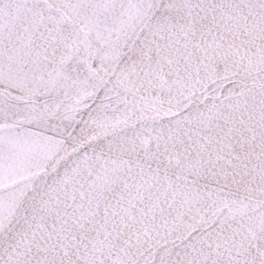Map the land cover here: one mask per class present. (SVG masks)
<instances>
[{
	"label": "snow or ice",
	"instance_id": "snow-or-ice-1",
	"mask_svg": "<svg viewBox=\"0 0 264 264\" xmlns=\"http://www.w3.org/2000/svg\"><path fill=\"white\" fill-rule=\"evenodd\" d=\"M138 7L0 93V264H264V0Z\"/></svg>",
	"mask_w": 264,
	"mask_h": 264
},
{
	"label": "rangeland",
	"instance_id": "rangeland-1",
	"mask_svg": "<svg viewBox=\"0 0 264 264\" xmlns=\"http://www.w3.org/2000/svg\"><path fill=\"white\" fill-rule=\"evenodd\" d=\"M142 0H0V93L25 95L44 71L41 34L55 33L58 49L70 46L83 61L109 55V37L139 24ZM163 26L164 20L156 19ZM43 97L37 96V99Z\"/></svg>",
	"mask_w": 264,
	"mask_h": 264
}]
</instances>
